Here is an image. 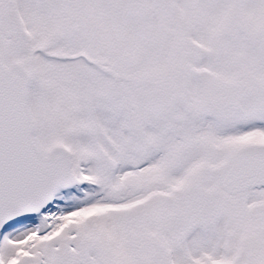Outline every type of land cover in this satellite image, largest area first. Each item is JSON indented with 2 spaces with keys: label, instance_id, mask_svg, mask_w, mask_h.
Listing matches in <instances>:
<instances>
[{
  "label": "snow or ice",
  "instance_id": "obj_1",
  "mask_svg": "<svg viewBox=\"0 0 264 264\" xmlns=\"http://www.w3.org/2000/svg\"><path fill=\"white\" fill-rule=\"evenodd\" d=\"M0 264H264V0H0Z\"/></svg>",
  "mask_w": 264,
  "mask_h": 264
}]
</instances>
